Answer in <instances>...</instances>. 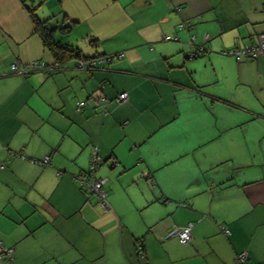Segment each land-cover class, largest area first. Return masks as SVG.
<instances>
[{
  "label": "crops",
  "instance_id": "1",
  "mask_svg": "<svg viewBox=\"0 0 264 264\" xmlns=\"http://www.w3.org/2000/svg\"><path fill=\"white\" fill-rule=\"evenodd\" d=\"M37 14L113 58L13 72L54 58L21 1L0 0V264H264V49L224 52L257 44L264 0H44ZM92 93L105 109L77 111ZM94 146L105 208L74 180ZM188 223L183 244L171 232Z\"/></svg>",
  "mask_w": 264,
  "mask_h": 264
},
{
  "label": "built area",
  "instance_id": "2",
  "mask_svg": "<svg viewBox=\"0 0 264 264\" xmlns=\"http://www.w3.org/2000/svg\"><path fill=\"white\" fill-rule=\"evenodd\" d=\"M182 26V24H181ZM201 49V47H199ZM264 49V33L259 34L258 36V42L256 45L245 47V48H230L227 51V53H230L236 57L239 56H256L259 52V50ZM198 51V48L196 50L191 51V54H196ZM120 55V54H116ZM110 58H113V56L108 54H99L96 56L86 57L82 59H78L77 66L80 68H96L103 64L106 60H109ZM55 63L53 64H46L45 62H42L40 60H32L28 64H18V63H12L11 64V70L17 74H24L28 73L29 71H35V70H53L55 67ZM128 98V92L123 90L117 94L115 97L116 101H125ZM107 98L102 93H93L90 96H88L85 100H79L76 105V109L81 110L86 105H92L97 106L105 109ZM49 158L46 156L41 160L42 164L48 163ZM102 158L99 155L97 151V147L94 146L93 150L90 155V163L88 166V169L86 171L80 172L74 177V180L77 182L79 187L84 190L85 192L91 193L97 197L98 204L102 207H107V203L105 200V194L103 191V183L104 179L100 177H95V172L98 168V166L101 164ZM191 227L192 224L188 223L186 226L182 228H175L173 232L178 236L179 241L183 244L189 242L191 239ZM223 231L225 233H228L229 230L225 227H222ZM11 251V250H9ZM1 257V255H0ZM247 259L246 252H240L236 255L235 261L237 264H241L244 260Z\"/></svg>",
  "mask_w": 264,
  "mask_h": 264
},
{
  "label": "trees",
  "instance_id": "3",
  "mask_svg": "<svg viewBox=\"0 0 264 264\" xmlns=\"http://www.w3.org/2000/svg\"><path fill=\"white\" fill-rule=\"evenodd\" d=\"M20 1L23 7L25 8V10L28 12L31 20L33 21L35 31L38 33L44 46L47 48V50L51 53L52 57L54 58V61L51 63L45 62L43 60L40 61L45 62L47 65L53 63L56 64L53 70H48V71L35 70V71H40L45 75H49L60 70L63 67V64H65L68 60L75 59L74 64H77L78 59L91 57L80 54L78 50L72 48L68 43L62 42L59 34L62 32L63 33L67 32L71 27L70 24L53 22L50 17L47 18L39 17V15L37 14V9L43 3L44 0H20ZM96 55L97 54L92 55V57ZM28 73H30V71ZM28 73H24L21 75H26ZM90 95L91 94H89L88 96ZM88 96L82 100L87 99ZM107 101L105 103H107ZM76 110L80 111L78 109Z\"/></svg>",
  "mask_w": 264,
  "mask_h": 264
},
{
  "label": "rangeland",
  "instance_id": "4",
  "mask_svg": "<svg viewBox=\"0 0 264 264\" xmlns=\"http://www.w3.org/2000/svg\"><path fill=\"white\" fill-rule=\"evenodd\" d=\"M83 43V42H82ZM81 43V44H82ZM85 44V43H84ZM86 49V52H91V51H93L92 49H91V46H88V47H86L85 48ZM85 55H89V54H85ZM48 157V156H47Z\"/></svg>",
  "mask_w": 264,
  "mask_h": 264
}]
</instances>
